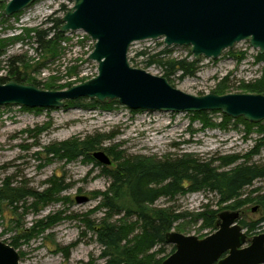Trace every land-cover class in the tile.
Instances as JSON below:
<instances>
[{
    "label": "rangeland",
    "instance_id": "obj_1",
    "mask_svg": "<svg viewBox=\"0 0 264 264\" xmlns=\"http://www.w3.org/2000/svg\"><path fill=\"white\" fill-rule=\"evenodd\" d=\"M73 3L74 0H35L18 15L6 19H3L4 4H0V78L8 77L9 61L14 58L25 60L30 79L42 84L41 88L33 85L43 91H62L96 76L97 64L87 59L94 42L85 33H63L60 55L54 59L46 58V53L34 41V32L49 26L44 24L48 18L61 19L66 13L62 11V5L69 10ZM165 48L170 49V58L193 60L189 56V48L165 47L162 40H157L133 43L128 50V62L133 68L164 78L160 67H146L145 57L136 56L138 52L153 54ZM227 50L216 60L202 58L194 77L165 79L173 88L185 94L202 96L214 94L217 85L227 77L225 94L246 93L241 90V84L254 83L263 75L264 64L255 62L258 50L252 49L248 42L238 43L231 49L235 57L227 55ZM240 54L244 56L238 60ZM44 85H51L53 89H43ZM32 110L0 106V187L10 183L13 187L24 186L43 193L50 188L46 182L53 177L62 179V183L69 187L61 191L59 201L48 203L37 212L28 207L33 204V198L20 201L15 213L6 202L0 201V241L9 246L18 233L61 213L58 221H47L46 229L28 243L20 240L18 248L11 246L19 254V264H104L100 257L98 236L87 229L83 220L86 217L92 221L94 228L101 224L105 210L96 207L101 202L102 194L111 193V179L101 176L99 170L82 163L80 159L49 162L43 148L53 143L95 138L99 140L95 152H103L110 160L112 157L106 151L107 148L125 159L135 157L162 162L190 157L207 161L227 155L245 156L264 137V121L258 123L259 127L254 126L247 132L245 126L239 122L234 124L231 118L232 121L223 129L220 127L223 114L213 112L207 113L211 125L203 128L199 121L190 118L192 114L131 111L119 104L110 111L65 110L63 107L42 109L38 113ZM41 128L44 131L38 134L36 130ZM245 160L247 158H242L232 166L243 164ZM246 163L264 167V146ZM262 194L264 179L255 181L240 193L239 200L251 201L237 210L231 209L236 205L233 203L218 207V197L208 191L180 194L174 200L159 198L154 207L172 208L182 215L170 232L201 240L216 229L205 226L201 216L196 220L199 214L210 210H219L218 215L236 212L239 214L238 221L251 223L260 216L257 198ZM76 198H87L88 201L77 203ZM121 218V215L113 216L111 221L118 225ZM125 223L136 224V218H129ZM139 226L140 223H137L127 232L124 244L133 246L141 232ZM242 229L248 239L264 233V225L250 233L246 228ZM171 246L157 245L148 251L139 252L137 257L152 254L155 259L164 261L172 254ZM160 248L164 253H158Z\"/></svg>",
    "mask_w": 264,
    "mask_h": 264
},
{
    "label": "water",
    "instance_id": "obj_2",
    "mask_svg": "<svg viewBox=\"0 0 264 264\" xmlns=\"http://www.w3.org/2000/svg\"><path fill=\"white\" fill-rule=\"evenodd\" d=\"M35 0H0L3 16L18 14ZM60 33H85L93 42L88 60L95 77L62 91H43L33 84H0V106L60 109L66 101L116 100L131 111L163 113L220 112L250 124L264 121V96L251 93L193 96L173 88L165 78L130 66L133 43L162 40L165 47H186L192 59L216 60L236 44L248 42L264 54V0H74L61 18ZM92 158L111 166L103 152ZM87 198H76L77 203ZM239 214L218 215L216 230L198 239L167 233L174 252L161 264H264V233L251 239L237 224ZM19 254L0 241V264H19Z\"/></svg>",
    "mask_w": 264,
    "mask_h": 264
},
{
    "label": "trees",
    "instance_id": "obj_3",
    "mask_svg": "<svg viewBox=\"0 0 264 264\" xmlns=\"http://www.w3.org/2000/svg\"><path fill=\"white\" fill-rule=\"evenodd\" d=\"M61 9L64 13L68 11L64 5H62ZM3 19H6V17H3ZM44 24H49V26L43 28V30H36L33 36L34 41L37 43L39 49L43 53H46V58L54 59L60 55V44L65 35L58 31L61 19L48 18ZM1 47L0 54H2ZM170 52V49L167 48L153 54L142 51L138 52L136 57H145L146 67L153 65L160 67L163 77L166 79L194 77L198 68V62L186 58H170ZM226 54L230 57H235L231 49L227 50ZM189 56L191 55L189 54ZM243 56V54H240L238 60ZM24 61V59L20 61L18 58L9 61L10 69L8 77L0 78V84L14 81L19 84L31 83L41 88L42 84L30 79L27 72L28 67ZM255 62L264 64V54H257ZM227 80V77L221 80L214 94H225ZM42 88L53 89L51 85H44ZM240 88L246 93L264 96V71L259 80L249 84L242 83ZM117 104L116 100L106 101L101 104L94 99L79 98L77 100L66 101L63 108L65 110L78 109L87 111L99 109L110 111L116 108ZM41 110L33 109L32 111L38 113ZM190 118L199 121L203 125V128L211 125L207 113H194ZM222 118L223 123L220 124V127L224 129L232 119L225 115ZM238 122L247 128V132H250L254 126H260V124L247 123L242 118L234 120V124ZM43 131L44 129L42 128L36 130L38 134ZM98 142L99 140L95 138H86L83 141L72 140L53 143L43 148V152L48 156L49 160L47 161L49 162L54 160L73 162L80 159L82 163L90 164L92 168L99 170L101 176L111 179V193L102 194L101 202L96 207L97 209L102 208L105 210V216L101 224L94 228L95 226L92 221L87 220L86 217L83 220L87 229L92 230L98 236L97 241L101 246L100 257L104 260V264L162 263L163 259H155V255L152 254L144 255L140 258L137 257L139 252L148 251L157 245L164 246L166 244L164 241L165 235L173 229V224L182 217V215L177 214L172 208L160 209L154 207V203L159 198L174 200L180 194L208 191L215 193L218 197V207L226 203H233L236 205L231 209L237 210L251 201L249 199L239 200L240 193L252 186L255 181L264 179V167L246 163L252 155L259 153L260 147L264 146V137L245 156L238 154L227 155L207 161L190 157H181L173 160L166 159L162 162L135 157L125 159L118 156V154L112 153L110 148H107L106 151L113 160H111L112 164L109 167L100 165L91 156L97 150ZM242 158H247L245 163L232 166ZM46 183L50 185V188L43 193L34 192L24 186L19 188L13 187L10 183H6L0 187V201L6 202L12 212L15 213L20 201L33 198V204L28 207L37 212L41 207H45L46 204L59 201L61 191L69 187V185H64L62 179L57 177H53ZM62 200H65V198ZM257 203L260 205V216L256 221L247 224L242 220L238 221V224L246 228L248 233L258 229V226L264 225V194L257 198ZM218 211L210 210L208 213L199 214L196 220L201 216L205 226L216 229ZM60 214L48 217L47 221L52 223L58 221ZM119 215L122 218L120 220L121 223L117 225L111 219L113 216L118 217ZM132 217L136 218V224L140 223L141 232L135 238L133 246H128L123 241L127 232L136 224L128 225L125 223V220ZM47 221L38 222L29 230L18 233L17 238L12 239L10 246L18 248L20 240L23 241L22 243H28L33 237H37L39 233H42L46 229ZM173 252L174 247L171 246V253ZM158 253H164L163 249L160 248Z\"/></svg>",
    "mask_w": 264,
    "mask_h": 264
},
{
    "label": "built area",
    "instance_id": "obj_4",
    "mask_svg": "<svg viewBox=\"0 0 264 264\" xmlns=\"http://www.w3.org/2000/svg\"><path fill=\"white\" fill-rule=\"evenodd\" d=\"M92 41V40H91Z\"/></svg>",
    "mask_w": 264,
    "mask_h": 264
}]
</instances>
